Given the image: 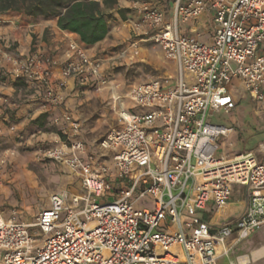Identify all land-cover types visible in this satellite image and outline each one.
Returning a JSON list of instances; mask_svg holds the SVG:
<instances>
[{
  "label": "built area",
  "instance_id": "built-area-1",
  "mask_svg": "<svg viewBox=\"0 0 264 264\" xmlns=\"http://www.w3.org/2000/svg\"><path fill=\"white\" fill-rule=\"evenodd\" d=\"M171 1L169 14L156 0H131L134 37L118 56L133 58L140 42L150 43L174 63V83L131 84V106L119 108L118 125L96 145L80 137L81 120L60 108L69 78L85 88H107L113 102L120 101V83L103 70V56L74 37L67 39L62 62L37 48L15 55L0 37V75L35 84L41 109L60 128L29 137L49 134L50 145L39 154L73 171L80 187L50 193L34 223L0 212V264H219V255L264 223V153H218L231 127L208 118L235 108L234 81L264 109V0ZM205 12L214 29L210 42L181 30ZM0 121V137L18 132L4 112ZM14 153L2 151L0 165ZM234 186L245 189L243 209L216 224L205 219L201 210L222 213ZM146 195L153 207L136 208ZM243 255L229 264H248L250 258L239 260Z\"/></svg>",
  "mask_w": 264,
  "mask_h": 264
},
{
  "label": "rangeland",
  "instance_id": "rangeland-1",
  "mask_svg": "<svg viewBox=\"0 0 264 264\" xmlns=\"http://www.w3.org/2000/svg\"><path fill=\"white\" fill-rule=\"evenodd\" d=\"M110 13L112 17L109 21V31H112V33L107 39V42L110 43L108 49L119 52L123 48V44L119 42L120 37L118 36L120 35H118V30H121L124 25L120 22L114 23L117 18L113 11H110ZM141 46L138 54L133 57L134 60H129L122 64L119 63L116 66V70L114 69L113 71L121 83L120 101H127L126 92L133 83L158 79L172 85L175 81V65L163 56L162 50L150 43ZM84 102V104L79 106L83 119L82 136L86 142L96 145L112 127L118 125V103L116 107L113 106L105 90L89 92ZM241 102V104H244L245 100ZM235 117L236 112L224 113L222 110L208 114V118L212 122L224 125H229ZM257 129L262 130L260 125L257 126ZM258 135L254 139L243 135L242 138L237 139L235 142L227 137L223 140L220 138L218 153L221 152L222 145H225V151L228 156L250 148L258 155H261L264 152V143L260 144L264 142V132L258 133ZM7 148H14V146L7 143L0 147V153ZM107 159L110 160L111 157L108 156ZM135 168L133 166L132 170ZM61 188L70 189L71 191L79 190L77 175L60 163L42 158L39 150L28 149L26 145L17 146L15 153L9 160L5 164L0 165V212L6 218L14 216L17 220L34 223L38 212L42 208L48 207L50 193ZM241 192L242 190L240 192L234 191L231 199L234 201L242 199L244 196H242ZM135 207L138 209L144 207L152 208V199L149 195H146L139 200ZM210 212L209 209L201 210V214L206 216ZM224 215V219L233 216ZM33 228L35 227L33 226ZM251 238H253L254 244L259 243V238L264 241V223L246 240L235 245L228 255L222 256L219 259V264H229V260L235 259L239 254H245L241 252L249 249L251 246L249 240ZM263 248L264 243L250 253L252 261L257 259ZM255 264H264V260Z\"/></svg>",
  "mask_w": 264,
  "mask_h": 264
},
{
  "label": "crops",
  "instance_id": "crops-1",
  "mask_svg": "<svg viewBox=\"0 0 264 264\" xmlns=\"http://www.w3.org/2000/svg\"><path fill=\"white\" fill-rule=\"evenodd\" d=\"M102 1V0H100ZM156 3L160 7H167L169 14L172 9V1L171 0H156ZM131 0H117V2L113 5L112 8L107 9L109 12L113 11L115 13V17L117 18L114 23L120 22L124 25L121 30H118L120 36L119 42L123 44V48L129 44L130 40L134 37L133 32V21L136 19L134 12L130 8ZM125 8L127 11L124 12V17H122L117 9ZM113 26V24H112ZM181 30L187 34H198V37L201 41L210 42L212 40L213 35V26L210 20V14L205 12L203 13L197 20L183 24L181 26ZM112 33V31H108L106 36L94 43L93 45H87L88 51L90 53L100 54L103 56V70L111 73L113 78L118 81L116 74L112 71L119 63H126L129 60H134V58L130 57H119L118 52L111 51L108 49L110 43L107 42L108 36ZM0 37L4 41V45L8 47V51L15 55L25 54L35 48L41 49L49 54L55 56L59 62H62L65 58L64 49L66 47V42L69 37H74L79 40V35L73 32H69L67 30H63L58 27L55 18L49 19H34L29 16H25L21 12L17 11H8L0 15ZM147 44L145 42H140L138 52L141 49V45ZM122 48V49H123ZM121 49V50H122ZM58 77V69H54V77L53 80L56 81ZM12 78L8 75L1 76L0 80H5V84L0 87V94L7 96L8 103H3L0 99V112H4L7 116L14 115V121L16 122V126L18 128V132L16 134H5L7 137L4 138L2 144H12L14 149L17 148L21 143H29L33 141L32 137H25L21 131L26 130V126L30 119L37 116L38 113L43 112L40 106L39 96L40 89L37 88L35 84H29L26 87H18L13 84ZM119 82V81H118ZM120 83V82H119ZM121 85V83H120ZM106 93L109 95L112 105L121 107H129L131 106L130 102L127 100H121L118 102H113L111 92L109 89L105 88ZM99 90V91H102ZM92 88H85L81 85H78L75 80L69 78L67 80V85L65 88V100L60 110L68 109L71 110L74 115L83 122L82 112H80L79 106L84 104L86 97H88L89 92H95ZM116 92L120 95V86L116 90ZM230 93L235 99L236 105L233 110L228 113L236 112V117L233 118L228 127H231V130L227 136L221 138L222 140L226 137L232 139L233 142L237 141V139L242 138L243 135L250 136L252 139L256 138L259 134L264 132V109L262 106H257L245 93L243 86L240 81H234V83L230 86ZM121 96V95H120ZM242 100H245L244 104H241ZM59 111V108L56 109ZM224 112V111H223ZM225 113V112H224ZM261 126L262 130H258L257 126ZM28 133V132H27ZM26 134V133H24ZM21 137V139L25 138V140H20L15 137ZM80 137L85 141L82 136V131ZM3 137H0L2 139ZM48 138L50 139L49 134H37L35 139ZM260 142V141H259ZM261 142L260 144H263ZM253 148V147H252ZM257 157H261L258 155L253 149H248ZM226 153L225 145H222L221 152ZM234 155V154H233ZM241 192L242 196H244L239 201H234L230 199L228 206L223 210L222 213H214L211 208H208L211 212L208 215L202 214V216L210 221L212 224H216L217 222H221L227 219L236 216L245 206L246 204V192L245 189L240 186H235L234 191ZM233 196V195H232ZM232 198V197H231ZM237 203V204H236ZM228 209V211H227ZM233 215L226 219L223 218V215ZM224 215V216H225ZM219 219V220H218ZM246 240V239H245ZM259 243L254 244L253 238L249 240L251 246L247 251L241 252L247 255L262 246L264 241H261L259 238ZM232 239L228 240V243H231ZM218 252L220 254V247H218ZM224 255L218 256L219 259ZM234 260V259H231ZM261 260H264V248L262 253L257 257L256 260L250 259L249 264H255Z\"/></svg>",
  "mask_w": 264,
  "mask_h": 264
},
{
  "label": "trees",
  "instance_id": "trees-1",
  "mask_svg": "<svg viewBox=\"0 0 264 264\" xmlns=\"http://www.w3.org/2000/svg\"><path fill=\"white\" fill-rule=\"evenodd\" d=\"M116 2L117 0H0V15L8 11H17L37 20L55 18L59 28L76 33L81 42L93 45L108 33L112 15L107 9L112 8ZM125 11H127L125 8L117 9L122 17ZM114 69L116 70V67ZM12 82L18 87H26L28 84L25 76H19ZM10 116L14 120L15 116L13 114ZM25 129L20 132L26 135L25 137H29L31 131L39 133L60 131L59 126L52 123L49 112H41L30 119ZM1 137L3 138L0 139V147H3L5 144L3 145L2 141L7 136ZM15 138L22 142L25 140L19 136ZM20 145L39 150L50 145V141L48 138H41Z\"/></svg>",
  "mask_w": 264,
  "mask_h": 264
},
{
  "label": "bare ground",
  "instance_id": "bare-ground-1",
  "mask_svg": "<svg viewBox=\"0 0 264 264\" xmlns=\"http://www.w3.org/2000/svg\"><path fill=\"white\" fill-rule=\"evenodd\" d=\"M248 258H250L251 259V256L250 255H247V254H245V255H243V256H241L240 258H239V260L241 261V262H247V259Z\"/></svg>",
  "mask_w": 264,
  "mask_h": 264
}]
</instances>
